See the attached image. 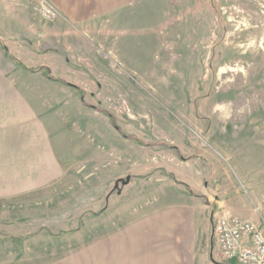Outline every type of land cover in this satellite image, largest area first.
Returning <instances> with one entry per match:
<instances>
[{"label":"rangeland","instance_id":"1","mask_svg":"<svg viewBox=\"0 0 264 264\" xmlns=\"http://www.w3.org/2000/svg\"><path fill=\"white\" fill-rule=\"evenodd\" d=\"M96 28L0 29L52 77L0 45V134L52 154L0 165V264H234L215 219L264 231V0H144Z\"/></svg>","mask_w":264,"mask_h":264},{"label":"crops","instance_id":"2","mask_svg":"<svg viewBox=\"0 0 264 264\" xmlns=\"http://www.w3.org/2000/svg\"><path fill=\"white\" fill-rule=\"evenodd\" d=\"M48 1L52 3V5H54V7L59 12V15L52 22H47V20L43 19L38 13L34 11L33 4L35 0H0V29H3V34L8 36H11L13 34L19 36L28 35L35 37V40H37V36H44L50 26H56L57 31H54V34H56L57 36L63 34V31H65L66 29L87 32V28H96L98 26V23H113L114 21L122 20L123 18L125 19L127 17V14L131 12L134 3H140L144 0ZM38 27H42L43 32L38 33ZM5 46L7 47L9 52L6 53L10 56H14L11 49L8 48L6 43ZM16 58L19 59L18 57ZM1 107L3 106H0V108ZM4 115L5 112L0 110V126L6 123H16V121L14 120L5 121L3 119ZM28 119H30V117H28L27 120ZM24 123L27 124V131H38L37 133L41 135L37 123H33L31 121H26ZM0 133H3V131H0ZM25 136L27 137L21 138L20 140L15 142L11 138H6L3 134H0V150L10 149L16 146L20 147V149H26L23 152L15 154L8 153L7 158L5 157L4 153L2 156H0V165L20 164L23 170L31 171L32 169H34L32 168V166L44 162L46 159H52V154L50 153V150L48 148L49 146L47 145L46 140L42 138L40 139L38 147L43 148L44 152L36 154L30 150L31 148L36 146L35 141L30 138L31 136L29 137L28 133H26ZM149 243L152 246L158 244V233L156 230L152 231V233L149 235ZM230 261H233L234 264H239L234 260Z\"/></svg>","mask_w":264,"mask_h":264},{"label":"built area","instance_id":"3","mask_svg":"<svg viewBox=\"0 0 264 264\" xmlns=\"http://www.w3.org/2000/svg\"><path fill=\"white\" fill-rule=\"evenodd\" d=\"M33 9L47 21L59 15L48 0H35ZM212 238L224 260L264 264V231L253 221L233 215L219 216L214 221Z\"/></svg>","mask_w":264,"mask_h":264},{"label":"trees","instance_id":"4","mask_svg":"<svg viewBox=\"0 0 264 264\" xmlns=\"http://www.w3.org/2000/svg\"><path fill=\"white\" fill-rule=\"evenodd\" d=\"M0 43H1V45L3 46V48L6 50V52L9 53L7 47L5 46V44H4L2 41H0ZM11 57L14 58V60L17 62V64H18L20 67H22V68H24V69H26V70H29V71H41L45 76H48L49 78H52L51 75H50V70H49L48 67H46V66L28 67V66H26L24 63H22L21 60L17 59L16 57H14V56H11ZM55 79L58 80V78H55ZM77 89H78L81 93H83V90H82V89H80L79 87H77ZM212 242H213V241H212ZM209 257H210V259H211L212 261H214L211 252H210V254H209ZM214 262H215V261H214ZM220 264H222V263H220Z\"/></svg>","mask_w":264,"mask_h":264},{"label":"water","instance_id":"5","mask_svg":"<svg viewBox=\"0 0 264 264\" xmlns=\"http://www.w3.org/2000/svg\"><path fill=\"white\" fill-rule=\"evenodd\" d=\"M212 216V215H211Z\"/></svg>","mask_w":264,"mask_h":264}]
</instances>
